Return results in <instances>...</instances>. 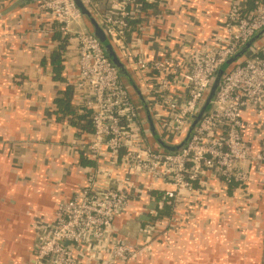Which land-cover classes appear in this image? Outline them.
<instances>
[{"label":"built area","instance_id":"obj_1","mask_svg":"<svg viewBox=\"0 0 264 264\" xmlns=\"http://www.w3.org/2000/svg\"><path fill=\"white\" fill-rule=\"evenodd\" d=\"M82 1L113 41L160 134L170 141L184 131L212 72L264 25V0H250V6L225 0L221 30L205 49L185 38L178 55L166 49L150 57L141 49L147 28L133 23L145 13L140 0ZM36 8L50 18L46 25L51 22L66 37L71 55L65 57L76 60L77 74L69 81L72 100L79 113L90 112L91 122L78 147L93 162L82 168L85 182L56 204L52 221L38 226L33 252L39 264H126L149 252L161 236L178 234L182 220L176 215L184 206L197 213L212 198L222 201L219 212L235 204L240 219L253 211L252 171L264 179V39L225 73L186 146L168 153L149 140L128 89L99 41L82 26L74 0H40ZM247 137H260L261 145L253 146ZM167 207L171 213L159 214ZM131 210L135 218L149 220L141 222L143 238L129 243L115 220L126 221Z\"/></svg>","mask_w":264,"mask_h":264},{"label":"crops","instance_id":"obj_2","mask_svg":"<svg viewBox=\"0 0 264 264\" xmlns=\"http://www.w3.org/2000/svg\"><path fill=\"white\" fill-rule=\"evenodd\" d=\"M9 1L0 0V8ZM140 2L145 13H138L134 24L147 28L141 49L150 57L166 49L178 55L185 38L205 49L220 32V16L227 9L225 0H154V7L145 5L151 0ZM240 2L251 5L250 0ZM48 20L32 5L0 18V264H39L33 252L38 226L51 222L56 204L85 182L82 168L92 162L78 147L91 131L77 134L57 112L56 99L77 67L74 57H65L71 55L67 40L55 38ZM81 24L87 29L83 19ZM55 53L62 58L60 74L52 64ZM71 103L76 108L72 98ZM247 139L261 145L260 137ZM252 175L255 205L244 219L233 211L235 204H227L226 211L221 206L219 212L222 201L217 198L207 200L197 213L184 206L176 215L182 220L180 232L161 236L149 252L126 264H260L249 255H262L264 247V179L254 170ZM132 210L126 221L115 224L119 234L127 238V232L137 242L143 236L134 235L127 224L136 219ZM217 256L221 260L215 263Z\"/></svg>","mask_w":264,"mask_h":264},{"label":"water","instance_id":"obj_3","mask_svg":"<svg viewBox=\"0 0 264 264\" xmlns=\"http://www.w3.org/2000/svg\"><path fill=\"white\" fill-rule=\"evenodd\" d=\"M39 3L40 0H10L7 5L0 8V18L10 14L21 6L32 5L35 7ZM74 3L87 26V30H89L92 35L99 41L106 56L115 66L123 85L128 89L131 99L133 100L140 114L142 122L146 128V133L149 140L154 145L158 146L161 150L168 153L180 152L186 146L200 120L204 117V115L211 107L212 100L225 73H227V71L233 64L240 61L247 54L251 53L252 50L256 48L264 39L263 25L261 28L256 30L254 34L243 45H241L234 53L228 56L226 60L212 72L204 97L196 107V109L193 111V113L190 115L189 121L186 124L184 131L175 141H170L164 139L160 134L140 85L138 84L136 78L132 74L125 61L119 56L113 41H111L110 38L106 35L102 25L100 24L95 14L83 3L82 0H74ZM226 12L227 9H225L221 14V19L223 18L224 14H226ZM149 208L154 209V203L150 204ZM148 220V215H140L136 217L135 221L129 222L127 224L132 227V231L134 235H136L137 233L141 232V222H146ZM121 232H123V230ZM125 233L126 234L124 235L127 236L128 242L131 243L130 237H128V233ZM66 244L68 243L66 242Z\"/></svg>","mask_w":264,"mask_h":264},{"label":"trees","instance_id":"obj_4","mask_svg":"<svg viewBox=\"0 0 264 264\" xmlns=\"http://www.w3.org/2000/svg\"><path fill=\"white\" fill-rule=\"evenodd\" d=\"M145 5L147 7L156 6L154 2L146 3ZM54 35L55 38L57 39L63 41L66 40L65 39L66 37L65 36L61 37V34L58 31H55ZM55 55H53L54 57H52V64L54 65V67H56L55 71L58 74H60V72L63 69L62 58L60 57V55L58 57L57 53H55ZM71 98H72V86L67 85L65 89L62 91V96L56 99L57 112L60 114V116L69 119L72 126H74L78 130L77 134H79V130L91 131L90 112L84 111L82 113H78L77 109L71 103ZM169 213H171V211L168 209V207L167 209L164 208L163 210L159 209V214L168 215ZM262 249L264 251V247ZM263 251H262V255L264 254Z\"/></svg>","mask_w":264,"mask_h":264},{"label":"rangeland","instance_id":"obj_5","mask_svg":"<svg viewBox=\"0 0 264 264\" xmlns=\"http://www.w3.org/2000/svg\"><path fill=\"white\" fill-rule=\"evenodd\" d=\"M245 256H247V255H245ZM216 258L217 259H214V261L216 263H218L221 260V256H217ZM249 259H252V261L254 259L257 263L264 264V254L263 255H261V254H259V255H257V254H255V255H249ZM241 261H244V257H243V260L241 259ZM154 262H156V261H154ZM230 262H229V264H230ZM232 263H235V262H232ZM237 263H238V261H237Z\"/></svg>","mask_w":264,"mask_h":264}]
</instances>
